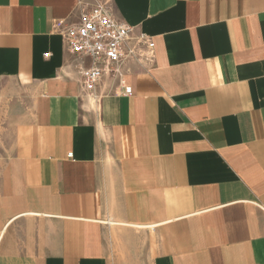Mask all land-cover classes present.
<instances>
[{
    "label": "crops",
    "instance_id": "0c3cea01",
    "mask_svg": "<svg viewBox=\"0 0 264 264\" xmlns=\"http://www.w3.org/2000/svg\"><path fill=\"white\" fill-rule=\"evenodd\" d=\"M98 4L155 48L90 91ZM2 119L0 264H264V0H0Z\"/></svg>",
    "mask_w": 264,
    "mask_h": 264
},
{
    "label": "built area",
    "instance_id": "2783aa9c",
    "mask_svg": "<svg viewBox=\"0 0 264 264\" xmlns=\"http://www.w3.org/2000/svg\"><path fill=\"white\" fill-rule=\"evenodd\" d=\"M55 28L64 35L68 51L81 59L84 85L90 91L96 89L107 72L105 65L119 66L154 53L152 38L134 39L135 28L116 20L106 4L85 11L77 24L66 26L64 21H57ZM125 92L132 93V87L127 86Z\"/></svg>",
    "mask_w": 264,
    "mask_h": 264
},
{
    "label": "rangeland",
    "instance_id": "374dc122",
    "mask_svg": "<svg viewBox=\"0 0 264 264\" xmlns=\"http://www.w3.org/2000/svg\"><path fill=\"white\" fill-rule=\"evenodd\" d=\"M12 138V133L7 132L5 130V124L4 120L2 119V123H0V158L5 157L7 154L6 148L9 147L10 139ZM144 263H148V259L145 262L144 258Z\"/></svg>",
    "mask_w": 264,
    "mask_h": 264
}]
</instances>
